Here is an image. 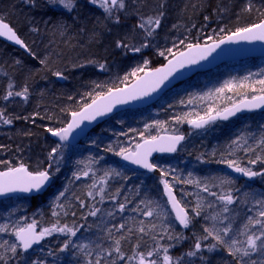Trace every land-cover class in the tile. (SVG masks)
Instances as JSON below:
<instances>
[{"label": "trees", "instance_id": "16d2710c", "mask_svg": "<svg viewBox=\"0 0 264 264\" xmlns=\"http://www.w3.org/2000/svg\"><path fill=\"white\" fill-rule=\"evenodd\" d=\"M39 3L48 10L42 15H38ZM161 3L165 12L162 23L153 36L146 37L144 31L137 27L139 18L155 15L160 10ZM249 3L252 10L245 11ZM4 5L8 7L7 11L2 9ZM126 5L125 10L115 12L112 18H107L101 8L90 4L88 0H77L76 7L71 12L58 9L57 5H50L47 0H0V16L6 18L5 21L10 23L30 49V54L26 55L0 40V109L6 117L12 119L11 124L0 122V161L5 162L0 164V170L6 169V165L14 167L20 163L30 170L46 168L48 153L55 147L46 129L65 126L71 112L79 110L91 100L89 93L95 95L97 92H106L109 88L121 87L132 81L135 76L130 74L134 69L145 67V59L149 61L147 69L157 67L172 56L166 51L168 48L177 53L189 43L214 41L238 27L257 23L264 18V0H126ZM18 8L26 12L18 13ZM115 15L119 16V23L114 22ZM205 17H208L207 21ZM221 29L225 31L222 32ZM181 40L184 41L183 46L180 45ZM117 41L129 47H117ZM146 41L148 47L141 48L140 52L131 51V47H140ZM174 44L176 47H173ZM160 51H165V56H160ZM261 62L264 60L248 58L196 74L166 92L155 104L121 111L105 120L90 132L86 148L81 149L79 145L64 146L61 149V162L52 166L49 190L39 196L14 195L1 200L0 224L7 223L11 227L19 223L23 226L35 220L37 226H40L42 224L37 216L42 215L49 227L57 220L61 225L78 226L79 231L71 238V243L90 244L89 251L93 255L87 257L85 253L73 249L71 244L61 252L60 248L68 236L56 234L58 237L55 242L50 243L49 237L44 238L35 249L25 253L22 262L10 260L9 264H30L32 260H43L44 264H86L87 259H95L96 244L105 247L110 245L111 241L106 238L104 229L124 221H128V226L133 227V235L122 242L123 251L132 255V246L139 240V251L147 252L156 243L152 236L163 235V232L159 227L160 220L143 217L132 211L141 199L152 200L166 208L172 234L183 235L184 239L179 242L170 241L167 236L160 240L165 246L174 245L169 254L176 257L186 253L194 245L196 236L203 235V229L210 226L211 221L205 220V216L220 211L221 208L215 197L209 196L195 185L173 180V177L188 178L189 173L192 179L208 184L210 191L217 193L221 191L216 186L218 178L227 176L234 181L231 187L240 199L229 206L228 215L232 219L234 230L239 229L248 215H255L257 207L251 199L248 203H242L244 194L254 193L256 199L261 198L264 195V175L245 181L226 171L227 165L222 167L224 163L220 161L236 160L241 167H249L256 172L264 169V159L254 165L249 164V160L255 159L257 154L264 157V148L255 144L264 133V111L211 122L199 130L188 128V121L210 114V109L220 108L222 97H236L237 94L247 92L246 95L233 99L229 106L244 97L261 94L259 89L264 86L256 83L264 79V67L259 66ZM100 64L104 68H100ZM56 72L61 73V80L55 75ZM140 73L142 72L137 75ZM126 75L127 81L124 80ZM245 77L248 79L245 80ZM222 80L230 82L232 88L223 87L222 92H217ZM245 84L247 87H241ZM25 86L29 89L26 99L22 96L3 99L9 90L20 91ZM225 107L227 106L223 108ZM145 125L149 127L146 129ZM162 126H167L173 132L176 128L179 132L186 133V140L174 155L157 157V168L153 173L130 170L119 161L116 153L121 148L130 147L126 144L127 139L139 141L141 133L144 134L143 139L152 137L158 127ZM192 131L197 134L192 135ZM242 134L248 139V145L253 151L245 152L243 148L236 149L232 145L231 142ZM109 147L111 151L107 150ZM90 160L93 162L89 176H81L78 180L73 177L74 172L85 170ZM162 160L168 165H163ZM109 169L119 171L121 176H112L107 180L105 200L100 203L99 196H87L88 186L93 179L99 180ZM162 171L168 173L163 179L176 185H173V189L182 205H187L181 194V188H185L192 200V208L197 203V194L204 197L207 203H215V208H208L206 203L205 211L201 216L195 217L192 226L180 229L162 192L159 180H162ZM66 187L65 196L60 201H55V197L59 192L65 191ZM116 189H120V192L117 193ZM113 194H116L119 202H125L126 197L133 202L121 213L116 209V201L110 199ZM76 197L85 200L86 204L101 208V213L97 217L87 215L90 208H81ZM56 204L65 207L55 208ZM114 209L115 214L108 216L107 213ZM54 210L59 213L58 216H53ZM139 220L157 224L156 232H149L140 239L134 226V222ZM112 231L117 235L122 234L116 233L114 228ZM126 231L127 229L124 230ZM5 240L14 242L15 237L10 232L0 233V244ZM207 243H211V240ZM203 255L208 257L207 264H235L223 249L212 253L205 250ZM162 256L161 252L158 257L161 262ZM187 259H191L192 264H202L199 256ZM251 259L256 260L257 264H264V255L254 254Z\"/></svg>", "mask_w": 264, "mask_h": 264}, {"label": "snow or ice", "instance_id": "6c2138e0", "mask_svg": "<svg viewBox=\"0 0 264 264\" xmlns=\"http://www.w3.org/2000/svg\"><path fill=\"white\" fill-rule=\"evenodd\" d=\"M88 2L101 8L107 18H112L115 12L123 11L127 7L126 0H88ZM48 3L50 5H59L68 12H71L75 9L77 0H48ZM159 8L160 10L157 11L155 15H149L147 17L141 16L139 18L137 27L144 31L146 37L153 36L162 23V18L165 15L163 3H161ZM244 10L251 11V3L247 4ZM5 19V17L0 16V36L6 37L8 40L13 41L15 44L20 45L30 52V49H28L25 42L18 36L13 27L10 26V23L5 22ZM205 20L207 21L208 17H205ZM114 22L119 23L118 15H115ZM173 27L176 26L173 25ZM220 31L223 32L225 29H221ZM209 39H211V37H209ZM226 40L264 41V18H262L259 23L238 27L230 35H227L223 39H219L212 44L201 46L198 43H189L187 44V51L180 52L178 56L173 52L172 48H168L166 51L172 54L173 59L169 60L168 63L161 68L147 69L146 66L149 64V61L145 59V67L134 69L130 74L135 76L136 83L132 84L130 87L126 84L123 88H109L106 92H97L95 95L89 93L88 95L91 96V103H84L79 111L71 112V121L67 123L65 127H48L46 131L51 133L52 136L58 137L60 141H66L69 133H71L73 129L78 128L82 121H92L98 116H103L104 114L111 112L115 104L125 103L137 99L140 96H147L149 93L160 88L161 85H163L164 82L178 69L184 68L186 64H195L198 60L205 59L211 52L221 44L225 43ZM180 45H184L183 40L180 41ZM116 46L125 48L129 47L121 41H117ZM148 46L149 45L146 41L140 47H131V51L140 52L141 48ZM173 47H176V45L174 44ZM159 55L165 56V51H160ZM41 63H44V61H41ZM99 66L100 68H104L103 64H100ZM139 72H143L144 75H137ZM55 75L60 76L61 73L56 72ZM127 79L128 76L126 75L124 80L127 81ZM244 79L247 80L248 77H245ZM256 83L264 86V79H260L256 81ZM11 87V84H9V88ZM224 87L231 89L232 84L230 82H225ZM241 87H247V85H241ZM223 90L224 88L222 87L216 91L222 92ZM259 91L261 92V95L252 96L251 100L242 99L234 104L232 108H225L223 113L217 112L216 116H222V118L226 120L228 117L235 115L236 112L242 109L253 110L264 107V87H261ZM28 92L29 89L27 86L23 87L20 91L9 90L3 99L8 100L9 97L13 96H22L26 99ZM209 112H211V109ZM216 116L209 115L208 119L199 117L196 120H189L188 123L195 128H201L207 124L209 120H214ZM49 119H51V117H49ZM176 119L179 120V117ZM0 122L3 124L12 123V119L6 117L2 109H0ZM156 123L159 124L160 122ZM148 127L149 125H145L146 129ZM140 135L141 139H143L144 134L141 133ZM184 139L185 137L183 135L152 136L147 140H143V143L136 144V150L134 152L121 148L116 155L122 156L124 160L131 161L133 164L140 165L151 171L157 167L148 160V157L153 151L175 152L177 150V145ZM231 143L236 149L243 148L245 152L253 151V148L248 145V139L243 134L238 136ZM255 144L264 148V133H262L260 138L255 141ZM61 148L62 145L59 143L51 148V151L48 153V166L46 168L38 167L36 170H30L29 167L23 163H20L15 167L6 165V170L0 171V195L15 192H41L50 181L53 164L55 163L59 165L62 160ZM107 150L111 151V147ZM262 159H264V157L257 154L255 159L249 160V164L254 165ZM92 162L93 161L91 160L89 161L85 170L74 172L73 177L78 180L81 176H89V173L92 171L90 167ZM220 162L226 164L235 172L242 173L249 178L264 175V169H262L261 172H256L249 167H241L236 160L224 159ZM0 164H5V162L0 161ZM58 170L59 168L57 167V171ZM93 175L95 174L93 173ZM166 175H168L167 172H161V182L164 186V193L168 198L167 204L171 205L172 212L175 213V220L179 225L183 228H188L193 223L195 217L201 216L205 211V204L207 203L206 199L197 194V203L191 209L192 214L190 215L185 207L182 206L181 201L177 199L173 191V184L168 180L163 179ZM112 176L119 177L121 176V173L115 169H109L104 172V175L100 177L99 180L93 179L92 184L88 186L87 196H99V202L103 203L105 200V185L107 180ZM123 178L127 179V177ZM218 179L219 183L216 186L221 188L219 193L210 191V186L208 184H202L200 180L192 179L191 173H189L188 178L184 179L173 177V180H176L179 183L195 185L196 188L201 189L204 193H208L209 196L215 197L221 205L220 211H214L211 215L205 216V220L211 221L210 226L203 229V235L196 236L194 245L186 253L176 257L169 254L170 248L174 245L168 244L165 246L160 243V240L167 236L168 240L179 242L184 239L183 235L180 233H176L175 235L172 234L167 222L169 213L166 208L152 200L146 201L141 199L139 200L137 207L133 208L132 211L139 213L143 217H155L161 221L159 227L163 232V235L152 236V239L156 241L155 246L150 248L147 252H141L139 251L140 242L138 240L137 243L132 246V255H127L123 251L122 242L133 235V227H129L128 221H124L118 225H112V228L116 230V233L122 234L117 235L113 233L112 228L104 229L106 238L111 241L110 245L105 247L102 244H96L95 259H87L86 264H192V260L187 258H195L197 256H199L202 264H207L208 257L203 255V252L206 250L208 253H212L213 251L220 249L225 250L227 254L233 258L235 264H257V261L251 259V257L254 254L264 255V195H262L261 198L256 199L254 193L244 194V199L241 202L248 203L249 199L253 200L257 206L255 215H248L239 229L234 230L232 219L228 215L230 212L229 206L238 201L240 197L235 194V190L231 187L234 181L230 177L225 176ZM225 185L228 187L225 188ZM66 191L67 187L65 191L59 192L55 197V201H60V199L65 196ZM116 192L119 193L120 189H116ZM76 199L79 201L81 208H90L87 215L97 217L98 214L101 213V208L86 204L85 200L80 199L79 197H76ZM110 199L116 201V209L121 213L126 210L128 204L133 202L127 197L125 198V202H119L116 194L111 195ZM215 206V203H207L208 208H215ZM64 207L65 205L62 204L55 205V208L62 209ZM114 214L115 209L107 213L108 216H113ZM58 215L59 213L54 210L53 216ZM134 226L135 232L140 234V239L149 232H156L158 227L157 224L145 222L144 220L134 222ZM125 229H127L126 232H124ZM78 231V226L69 227L67 224L61 225L59 220L51 224L50 227L40 228L39 231H37V222L35 220L31 223L24 224L23 226H20L19 223L12 225L11 227L7 223L0 224V233L10 232L11 235L15 237L14 242L5 240L0 244V249H3V251H0V262H3V264H9L10 260L22 262L24 255L28 250L32 249L34 245L40 244L44 238L52 236L54 233L67 234L68 236V239L64 240V243L60 248L61 252L69 248L71 244L73 249L85 253L87 257H92L93 253L92 251H89V248L91 247L90 244L71 243V238L75 237ZM233 232H235L234 235ZM209 240H211V243H207ZM161 252L163 253L162 262L158 259ZM30 264H44V261L32 260Z\"/></svg>", "mask_w": 264, "mask_h": 264}, {"label": "water", "instance_id": "95a60500", "mask_svg": "<svg viewBox=\"0 0 264 264\" xmlns=\"http://www.w3.org/2000/svg\"><path fill=\"white\" fill-rule=\"evenodd\" d=\"M6 23H8V22H6ZM257 23H259V22H257ZM230 34H227V35H230ZM227 35H225L224 37H226ZM18 36H19V34H18ZM224 37H222L220 39H223ZM0 39L2 41L6 42L7 44H10V45L14 46L15 48H17L21 52L25 53L26 55H28L30 53L28 50H26L25 48L21 47L20 45L15 44L13 41L8 40L6 37L0 36ZM217 40H219V39H217ZM217 40L206 42V43H198V44H200L201 46H204L205 44H212V43H214ZM186 51H187V47L184 48L183 50H180L176 54L178 56L180 52H186ZM248 58H262V59H264V41H260V40H255V41H243V40H241V41H227L226 40L225 43L221 44L218 48H216L213 52H211L205 59L198 60L197 63H195V64H186L184 68L178 69L176 72H174L172 74V76H170L168 78V80H166L164 82L163 85H161L160 88L156 89L154 92L149 93L147 96H140L137 99L130 100V101H127L125 103L115 104L113 106V109H112L111 112L106 113L103 116H98L95 120H92V121H87V120L82 121L78 128L73 129V131L71 133H69L68 139L66 141H60L58 137L52 136L51 133H49V137L54 141V143L61 144L62 147L66 146V145H69V146L77 145L82 140H84L85 138L88 137V135L91 132V130H93L95 127L99 126L105 120L111 118L115 114H117V113H119L121 111L129 110V109L136 110V109H141V108L150 106V105L154 104L157 100H159L166 92L170 91L173 87H175L176 85H178L181 82H185L186 80H188L189 78H191L192 76H194L195 74H197L199 72L200 73L201 72H206V71L215 69V68L219 67L220 65L227 64V63H233V62L245 60V59H248ZM171 59H173V56L168 58L161 65H159L157 67H154V68H151V69L161 68L165 64H167L168 61L171 60ZM139 75L143 76L144 73L142 72ZM61 79H62V77L59 76V80H61ZM134 83H136V78H134L132 81L127 83V85L130 87ZM123 87H125V85L121 86L120 88H123ZM257 96H259V95H257ZM251 98L252 97H246V98H243V99L251 100ZM239 101H237V102H235V103H233V104H231V105H229V106H227L225 108H232V106L234 104L238 103ZM89 103H91V102H89ZM225 108H223V109H221L219 111H216V112H212V113L204 116V118L208 119L209 115L216 116L217 112L223 113ZM259 111H264V107L253 109V110L242 109V110L236 112L235 115L228 117V119L235 118V117H237L239 115L250 114V113L259 112ZM196 119H198V118H193L191 120H196ZM228 119H226V120H228ZM70 121H71V116H70V119L68 120L67 123H69ZM215 121H225V119H223L222 116H216V118L214 120H209L208 123L215 122ZM67 123H66V125H67ZM65 126H63V127H65ZM203 127H201V128H203ZM188 128L201 129V128H195L189 123H188ZM172 135H183L185 137V139H186L185 133H182V132H177V133L163 132V133L157 134L156 136L159 137V136H172ZM149 138L150 137L142 139L138 143H143V140H147ZM185 139L180 141V143L177 145V150L175 152L153 151L152 154L148 157L149 162L154 164V159L157 156L174 155L179 150L181 145L184 143ZM135 150H136V148L134 150H129V151H133L134 152ZM120 160L130 170H133V171L153 173L156 170V168H157L156 167L155 169L150 171V170H148L146 168H143L140 165L133 164L131 161L124 160L122 156H120ZM225 169H226V171L232 173L233 175H235L238 178L243 179L245 181H251L254 178V177L249 178V177L244 176L242 173L235 172L232 168H229L228 166H226ZM4 170H6V169H4ZM4 170H0V171H4ZM51 181H52V176H50V181L46 184L45 188L39 193H36V192H30V193H23V192L6 193V194L0 195V201L4 200V199H7V198H9L11 196H14V195H25V196H39V195H43L49 190L50 185H51ZM173 191H174V189H173ZM163 192H164V186H163ZM174 193H175V191H174ZM175 195H176V193H175ZM164 196H165V199H166V202H167L168 198L165 195V193H164ZM176 197H177V195H176ZM177 199H178V197H177ZM168 207H169V209H170V211L172 213V216L175 219V213L172 212L171 205H168ZM176 223L179 225V223L177 221H176ZM179 227L183 228L180 225H179ZM37 231H39L38 228H37ZM38 245H34L33 248L37 247ZM32 249H30V250H32Z\"/></svg>", "mask_w": 264, "mask_h": 264}, {"label": "rangeland", "instance_id": "374dc122", "mask_svg": "<svg viewBox=\"0 0 264 264\" xmlns=\"http://www.w3.org/2000/svg\"><path fill=\"white\" fill-rule=\"evenodd\" d=\"M42 2H45V0H41ZM48 1V0H47ZM59 6V5H58ZM61 7V6H60ZM262 64H259V66H260V68H262V67H264V62H261ZM151 69V68H150ZM236 69V68H235ZM255 74H256V72H255ZM256 76V75H255ZM238 78H240V77H238ZM226 81V80H225ZM225 81L224 80H222L221 82H220V85H221V88L222 87H224V85H225ZM240 95V97L241 96H243V94L241 93V94H237V96L236 97H238ZM244 95H246V94H244ZM222 96H223V93H222ZM236 97H233V96H226V97H222V98H220V108H218V109H211V113L212 112H214V111H218V110H221L225 105L226 106H228V104L229 103H231L232 102V100L234 99L235 100V98ZM214 108V107H213ZM210 113V112H209ZM197 118H199V117H197ZM206 129H207V127H206ZM205 130V129H204ZM163 132H167V133H177V132H179L176 128L174 129V132L171 130V129H168V127L167 126H162V127H158V129H157V132H156V134L154 135V136H156L157 134H160V133H163ZM192 133V135H196L197 134V132L196 131H192L191 132ZM131 139H127L126 140V144L127 145H129L130 147L128 148V150H134L135 149V145L139 142V141H141L142 139H140L139 141H136V142H132V141H130ZM55 144V146H56V143H54ZM89 144V140H88V138H86V139H84L82 142H80L79 144H77V145H79L80 146V148L81 149H83V148H86L87 147V145ZM76 145V146H77ZM63 148V147H62ZM61 148V149H62ZM163 165H165V166H167L168 164L166 163V162H164L163 163V160H162V162H161ZM222 167H225L226 166V164H223V165H221ZM213 176V173L211 172L210 173V177H212ZM159 180H160V182H161V179L159 178ZM175 187H176V185L175 184H173ZM177 185H178V183H177ZM181 194H182V196H183V198H185L186 199V204L187 205H184L183 204V206L186 208V210L187 211H189V212H191V209H192V200H191V198L186 194V192H185V188H181ZM30 216H34V215H30ZM31 218H33V217H31ZM37 220H39L40 222H41V224L42 225H40V226H37V228H38V230L40 229V228H43V227H49L48 225H46L45 224V221H44V218H43V216L42 215H38L37 216ZM193 224V223H192ZM192 224H191V226H192ZM56 237H58L55 233L52 235V236H49V241H50V243L51 242H55L56 241ZM47 238V237H46ZM173 242H175V241H173Z\"/></svg>", "mask_w": 264, "mask_h": 264}, {"label": "bare ground", "instance_id": "6f19581e", "mask_svg": "<svg viewBox=\"0 0 264 264\" xmlns=\"http://www.w3.org/2000/svg\"><path fill=\"white\" fill-rule=\"evenodd\" d=\"M56 8H58V9H63L62 7H60V6H58V5H57ZM2 9L5 10V11H7V10H8V7H7L6 5H4V6H2ZM39 10H40V11H39L38 15H42L43 12L48 11L46 8L43 7V4H41V3H39ZM17 11H18V13H22V14H23L24 12H26V11H25L24 9H22V8H18ZM6 22H7V21H6ZM43 23H45V21H43ZM0 40H1V39H0ZM1 41H2V40H1ZM2 42H4V41H2ZM4 43L7 44L6 42H4ZM7 45L12 46V45H10V44H7ZM12 47H14V46H12ZM16 49H17V48H16ZM29 54H30V53H29ZM29 54H28V55H29ZM260 59H262V58H260ZM263 60H264V59H263ZM206 72H207V71H206ZM199 73H200V72H199ZM199 73H197V74H199ZM195 75H196V74H195ZM195 75H194V76H195ZM194 76H192L191 78H193ZM191 78H189L188 80H190ZM188 80H186V81H188ZM186 81H185V82H186ZM242 94H243V95H244V94H247V92H243ZM259 95H260V94H259ZM253 96H257V95H253ZM248 97H252V96H248ZM244 98H246V97H244ZM157 101H158V100H157ZM157 101H156V102H157ZM89 102H91V100H90ZM89 102H88V103H89ZM156 102H155V103H156ZM155 103H154V104H155ZM152 105H153V104H152ZM80 109H81V108H80ZM80 109H79V110H80ZM77 111H78V110H77ZM70 116H71V114H70ZM70 116H69V119H70ZM118 159H119V161H120L122 164H124V163L120 160V156H118ZM154 164H155V163H154ZM124 165H125V164H124ZM155 165H156V164H155ZM125 166H126V165H125ZM126 167H127V166H126ZM161 185H162V192H163V184H162V182H161ZM163 194H164V192H163ZM170 212H171V211H170ZM171 215H172V213H171ZM178 226H179V225H178ZM179 228H180V229H184V228H181V227H179ZM35 248H36V247H35ZM35 248H33V249H35ZM33 249H32V250H33Z\"/></svg>", "mask_w": 264, "mask_h": 264}]
</instances>
